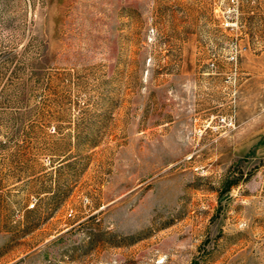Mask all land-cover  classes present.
I'll return each instance as SVG.
<instances>
[{
    "label": "rangeland",
    "instance_id": "1",
    "mask_svg": "<svg viewBox=\"0 0 264 264\" xmlns=\"http://www.w3.org/2000/svg\"><path fill=\"white\" fill-rule=\"evenodd\" d=\"M226 1L0 0V264H264V0Z\"/></svg>",
    "mask_w": 264,
    "mask_h": 264
},
{
    "label": "built area",
    "instance_id": "2",
    "mask_svg": "<svg viewBox=\"0 0 264 264\" xmlns=\"http://www.w3.org/2000/svg\"><path fill=\"white\" fill-rule=\"evenodd\" d=\"M252 0H227L222 2L219 6V18L221 19V24L226 30H234L239 28V20L242 13V8L244 3H248ZM237 53L233 57V60H237ZM225 122V121H224ZM230 125L231 122H230ZM199 170V169H197Z\"/></svg>",
    "mask_w": 264,
    "mask_h": 264
}]
</instances>
